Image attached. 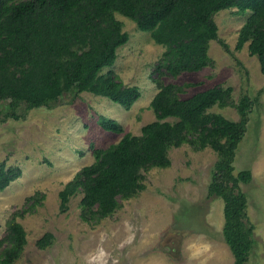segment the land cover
I'll list each match as a JSON object with an SVG mask.
<instances>
[{"label":"rangeland","instance_id":"1","mask_svg":"<svg viewBox=\"0 0 264 264\" xmlns=\"http://www.w3.org/2000/svg\"><path fill=\"white\" fill-rule=\"evenodd\" d=\"M237 10L214 15L219 39L209 43L210 64L176 76L160 67L166 47L115 12L129 40L104 72L112 70L124 83L139 86L141 96L131 108L82 91L64 95L52 107H23L21 119L0 121V163L22 169V175L0 191V239L14 216L27 232L28 241L13 264H233L223 233L224 200L208 191L220 159L211 147H171V165L145 172L146 188L120 199L119 209L106 218H84L81 190L67 209H61L60 192L81 168L93 163L95 148L117 143L125 133L140 134L144 125L156 120L151 101L159 87L153 77L164 83H195L186 87L183 97L222 85L233 87L235 105L244 94L255 100L234 166L235 174L252 172L249 182H240L255 227L249 264H264V74L247 45L236 49L239 30L251 14ZM5 105L0 102V119ZM235 105H215L209 111L238 120ZM101 116L117 120L124 131L105 130ZM46 233H52L54 241L40 248L37 241Z\"/></svg>","mask_w":264,"mask_h":264},{"label":"trees","instance_id":"2","mask_svg":"<svg viewBox=\"0 0 264 264\" xmlns=\"http://www.w3.org/2000/svg\"><path fill=\"white\" fill-rule=\"evenodd\" d=\"M230 8L251 11L239 30L236 49L247 45L264 74V0H0V102L6 103L0 121L21 119L23 107H52L64 95L82 91L131 108L141 96L139 86L124 83L112 70L104 72L129 40L115 12L135 21L166 47L160 67L176 76L210 64L209 43L219 39L214 15ZM153 79L159 87L151 101L156 120L144 125L140 134L125 133L117 143L95 148L93 163L81 168L60 192L61 209H67L71 197L81 190L84 218H106L119 209L120 199L146 188L145 172L171 165V147L185 143L201 150L211 147L220 159L209 195L224 200L223 233L234 254L233 264H249L255 227L240 182H249L252 172L235 174L234 162L255 100L244 94L235 105L233 87L222 85L183 97L186 87L195 83ZM229 104L237 107L238 120L209 111ZM100 123L105 130L124 131L113 118L101 116ZM21 175V168L1 162L0 191ZM27 241L24 226L14 216L0 239V264H13ZM53 241V234L46 233L37 245L46 248Z\"/></svg>","mask_w":264,"mask_h":264}]
</instances>
